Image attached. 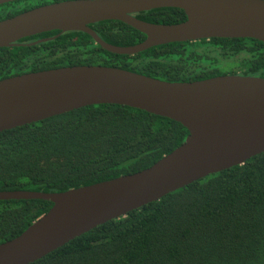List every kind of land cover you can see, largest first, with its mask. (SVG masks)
Here are the masks:
<instances>
[{"label":"trees","instance_id":"16d2710c","mask_svg":"<svg viewBox=\"0 0 264 264\" xmlns=\"http://www.w3.org/2000/svg\"><path fill=\"white\" fill-rule=\"evenodd\" d=\"M46 3L0 5V20ZM135 17L158 24L187 19L178 8ZM89 27L116 46L146 39L121 21ZM44 39L49 40L35 43ZM79 65L121 68L169 82L227 74L264 78V42L211 38L118 55L87 33L51 31L0 48V80ZM188 134L179 122L118 104L85 106L5 130L0 132V191L64 192L133 174L171 153ZM52 205L0 200V244L19 236ZM30 264H264V152L102 224Z\"/></svg>","mask_w":264,"mask_h":264},{"label":"water","instance_id":"95a60500","mask_svg":"<svg viewBox=\"0 0 264 264\" xmlns=\"http://www.w3.org/2000/svg\"><path fill=\"white\" fill-rule=\"evenodd\" d=\"M158 8L182 9L187 19L158 24L135 17ZM108 20L124 22L146 39L133 46L105 42L89 25ZM51 31L87 33L118 55L211 38L264 42V0L59 1L0 20V48ZM98 104L166 117L189 134L171 153L133 174L64 192L0 191V200L53 204L23 233L0 244V264L33 263L102 224L264 152V78L232 74L169 82L121 68L79 65L12 76L0 80V132Z\"/></svg>","mask_w":264,"mask_h":264},{"label":"flooded vegetation","instance_id":"af4514ba","mask_svg":"<svg viewBox=\"0 0 264 264\" xmlns=\"http://www.w3.org/2000/svg\"><path fill=\"white\" fill-rule=\"evenodd\" d=\"M17 1H19V0H17ZM46 2H48V3H46V4H50V3H55V2H59V1H65V0H45ZM14 2V1H13ZM10 3V2H9ZM31 3H34V1H31ZM6 4V3H5ZM46 4H43V5H46ZM3 5V4H2ZM40 6H42V5H40ZM37 7H39V6H37ZM33 8H35V7H33ZM33 8H31V9H33ZM30 10V9H29Z\"/></svg>","mask_w":264,"mask_h":264}]
</instances>
